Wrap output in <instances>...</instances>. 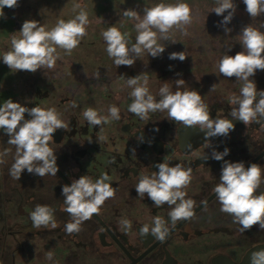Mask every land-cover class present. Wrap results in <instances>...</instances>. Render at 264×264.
Returning <instances> with one entry per match:
<instances>
[{"label":"flooded vegetation","instance_id":"flooded-vegetation-1","mask_svg":"<svg viewBox=\"0 0 264 264\" xmlns=\"http://www.w3.org/2000/svg\"><path fill=\"white\" fill-rule=\"evenodd\" d=\"M21 4L18 0V11ZM31 4L32 0L25 2L26 11H31ZM11 12L5 7L0 18V59L11 50V36H19L25 21L16 16L17 10ZM28 18L33 19L32 15ZM80 46L81 41L71 54L57 47L55 67L35 73L10 71L0 60V104L11 98L27 107L55 108L68 125L58 129L50 141L57 156V175L41 178L25 170L20 180L9 174L16 150L0 130V152L8 150L5 163L0 164V264H251L252 254L264 250V229L255 225L241 231L233 216L220 210L213 188L219 183L223 161L212 159L211 153L227 147L230 153L225 160L264 167V120L247 126L233 120L234 130L227 137L210 138L208 147L199 126L185 127L169 119L166 111L149 113L148 119L128 111L132 89L127 78L147 75L149 91L159 100L160 87L167 82L174 92L177 79L187 83L182 91H198L191 71L176 76L178 72L162 71L157 62L148 64L143 56L137 57L139 68L114 64L105 71L83 70ZM237 85L239 92L242 82ZM200 94L210 118L232 119L233 95L224 100L214 92ZM113 105L120 110L119 120L92 126L83 116L89 107L107 116ZM161 162L192 169L191 183L184 191L186 199L195 201L194 216L177 221L174 227L167 204L156 207L147 195L141 199L135 190L138 177L158 171L155 165ZM103 174L110 177L107 182L116 189L115 197L83 222L80 232L67 234L64 225L71 217L64 211L62 186L82 175L95 181ZM261 192L264 183L256 194ZM37 204L54 209L56 229L33 227L30 213ZM156 216L170 229L163 241L151 234ZM123 219L131 222L130 229L122 226ZM144 225L149 227L147 235L140 233ZM48 252L53 254L51 260L46 258Z\"/></svg>","mask_w":264,"mask_h":264},{"label":"clouds","instance_id":"clouds-1","mask_svg":"<svg viewBox=\"0 0 264 264\" xmlns=\"http://www.w3.org/2000/svg\"><path fill=\"white\" fill-rule=\"evenodd\" d=\"M243 4L250 18L255 19L264 14V0H243ZM17 6L18 0H0V18L5 15V7L12 9ZM236 10L237 5L233 0H215V6L211 9V12L223 17L218 26L222 27L226 34L232 31L227 25L231 23ZM191 13L190 6L183 2L157 3L154 7L145 8L142 17L134 9H125L123 16L135 21L136 42L128 47L127 34L111 26L102 33L108 56L117 67L134 66L136 58L145 51L153 58L161 56L165 47L158 43V40H169V32L173 28L186 34V26L191 24L193 18ZM88 22V14L83 10L71 20H59L51 30H46L37 20H25L18 31L19 36H11V50L5 52L0 60L10 71L15 72L35 73L45 68L53 69L57 59L56 48H62L71 54L87 34ZM261 27H264V24H261ZM239 42L243 51L235 55L226 54L219 62L221 75L227 78L235 77L237 81L242 82L239 95H233L230 99V104L234 105L229 112L232 119L210 118L209 107L198 91L181 90L185 84L184 79L175 80L174 92L165 82L159 89L160 99L157 100L149 91L147 75L141 77V74L127 78V85L132 89L129 94L132 102L128 111L141 119H148L149 113L166 111L169 119L182 123L185 127L199 126L200 131L204 132L208 147H211L210 138L227 137L234 130L233 120H238L245 126L264 120V90H258L255 80L252 79L258 70L264 71V32L247 24L240 31ZM168 58L183 62L187 56L184 51H180L171 52ZM212 90H215V84L211 86L210 91ZM72 106L75 107V103ZM83 116L89 125L101 126L109 123L110 119L119 120L120 110L113 105L108 109L107 116H101L97 110L89 107L83 111ZM67 127L55 108L27 107L11 98L4 100L0 104V130L7 135V143L15 146L16 150L14 162L9 169L10 176L20 180L25 170L41 178L46 175L56 176L59 167L50 141L58 129ZM229 153L230 149L227 147L222 152L213 150L211 153L212 159L223 161L219 183L213 188L221 205L220 210L232 215L234 222L241 225V231L249 230L255 225L264 229V192L256 194L264 183V167L258 163H251L246 167L243 161L225 160ZM7 155V149L0 152V164L5 163L4 157ZM204 159L206 161L209 157ZM155 167L158 171L138 177L135 186L137 196L143 199L147 195L156 207L167 204L171 209L168 216L172 227L179 220L193 218L195 201L186 199L187 193L184 191L191 183L192 169H185L180 164L169 166L167 162L157 163ZM109 180L107 174L95 181L82 175L70 185L62 186L66 206L64 211L71 217V221L64 225L67 234L80 232L82 223L97 214L106 200L115 197L116 189L107 182ZM30 219L36 229L58 227L54 209L48 205L37 204L30 213ZM120 223L125 229L131 228V222L127 219L121 220ZM153 225L151 234L163 241L169 233V227L159 216L153 218ZM140 233L147 235L148 225H144ZM52 256V252H48L46 258L51 260ZM251 264H264V250L252 254Z\"/></svg>","mask_w":264,"mask_h":264},{"label":"rangeland","instance_id":"rangeland-1","mask_svg":"<svg viewBox=\"0 0 264 264\" xmlns=\"http://www.w3.org/2000/svg\"><path fill=\"white\" fill-rule=\"evenodd\" d=\"M28 1L21 0L20 11L15 7L12 8L11 14L17 10L16 16L22 20H29L28 17L32 15L33 19L41 23L40 25L44 26L46 30L54 28L61 19L68 21L75 18L81 10L87 12L89 21L86 25L87 34L80 40L81 69L94 71L109 70L114 65L113 59L107 54V44L102 35L109 27L115 26L122 33L127 34L128 47L136 42L135 21L123 16L125 9H134L142 17L145 8L154 7L157 3L183 2L190 6L197 20L201 15V10H208L211 5L215 6V0H32L31 11L28 12L24 8L26 7L25 2L28 3ZM239 1L243 3V0H233L237 8L245 9V5L239 4ZM78 3L80 7H76ZM239 15L236 11L234 19ZM196 20L186 26V34L173 28L169 32V40H158V43L165 47V52L161 56L153 58L147 51L141 56L148 64L157 62L158 68L162 71L178 72L176 76L184 77L186 71H191L190 76H195L199 93L214 92L222 96L224 100H228L229 97L239 94L240 91L238 92L235 77L227 78L220 74L219 62L226 54L235 55L237 52L243 51L238 41L239 38L235 36V34H240L242 27L238 26V21H234L227 25L232 31L226 34L222 27L209 26L206 29L205 25L208 26L209 23L204 21L201 23V20L200 23H196ZM254 23L258 29H262L264 32V27H261V24H264V14L258 16ZM180 51H184L187 56L183 62L168 58L171 52ZM140 63V60L136 58L134 66L131 67L139 68ZM257 72L252 79L255 80L258 87H264V71L258 70ZM205 79L206 82H203ZM213 84H215V90L210 91ZM185 85L187 83L183 86Z\"/></svg>","mask_w":264,"mask_h":264},{"label":"trees","instance_id":"trees-1","mask_svg":"<svg viewBox=\"0 0 264 264\" xmlns=\"http://www.w3.org/2000/svg\"><path fill=\"white\" fill-rule=\"evenodd\" d=\"M239 4H243L241 1H239ZM210 9L206 10H201V15L198 17L199 19L196 20V16L194 15V13L192 12V21L196 20V23H201L204 21L207 24L209 23L210 25H205V28L207 29L209 26H218V25H214V24H218L219 21H221L223 19V17L221 16H217L214 12H211V9L213 8V6L211 5L209 7ZM240 15L235 17V19L233 18L231 23H234V21H238L239 25L242 28L244 26H246L247 24H251L254 27H256V24L254 23L255 21H257V17L255 19L250 18L249 15L247 14V12L245 11V9H241V8H237L236 10ZM212 24V25H211ZM229 25V24H228ZM257 28V27H256ZM260 30V29H259ZM261 32H263V30H260ZM235 36H237L239 38V33L235 34ZM239 41V40H238ZM258 73V72H257Z\"/></svg>","mask_w":264,"mask_h":264}]
</instances>
